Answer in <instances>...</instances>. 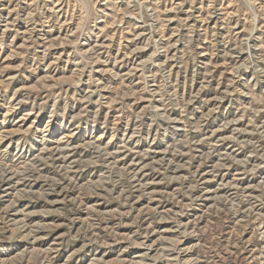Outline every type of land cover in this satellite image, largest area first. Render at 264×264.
<instances>
[{
  "label": "rangeland",
  "instance_id": "374dc122",
  "mask_svg": "<svg viewBox=\"0 0 264 264\" xmlns=\"http://www.w3.org/2000/svg\"><path fill=\"white\" fill-rule=\"evenodd\" d=\"M0 264H264V0H0Z\"/></svg>",
  "mask_w": 264,
  "mask_h": 264
}]
</instances>
